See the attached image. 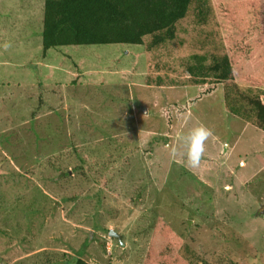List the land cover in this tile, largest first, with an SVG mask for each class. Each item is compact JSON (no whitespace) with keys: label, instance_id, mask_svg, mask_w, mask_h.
Masks as SVG:
<instances>
[{"label":"rangeland","instance_id":"rangeland-1","mask_svg":"<svg viewBox=\"0 0 264 264\" xmlns=\"http://www.w3.org/2000/svg\"><path fill=\"white\" fill-rule=\"evenodd\" d=\"M42 3L0 0V264H67L64 254L71 264L77 259L143 264L158 218L177 233L187 224L188 250L196 252L192 264H264V143L252 139L256 131L224 111L219 91L194 105L183 129L165 135L163 119L143 107L141 90L121 79L132 73L134 84L142 81L144 89L154 55L142 47L108 46L86 53L51 52L41 59ZM196 22L191 17L182 24L179 36L185 44L177 40L172 50L183 56L206 54L197 45L201 35L193 32L199 28L217 45L219 32ZM5 43L11 44L7 50ZM173 57L177 73L171 77L186 80ZM28 66L30 74L8 85L12 71ZM97 74H104L107 83H73L81 75ZM170 91L174 97L185 95L174 87ZM17 106L18 117L11 111ZM201 123L213 135L200 166L191 168L183 137ZM139 129L155 134L149 145L153 155L141 150L122 162L140 145ZM217 137L229 142L225 149ZM75 149L80 157L86 153L99 160L107 167L104 173L113 172L107 189L91 177L80 178L72 167L71 178L45 173L60 153L75 159ZM68 164L60 162L64 168ZM111 230L123 236V245L109 237Z\"/></svg>","mask_w":264,"mask_h":264},{"label":"trees","instance_id":"trees-1","mask_svg":"<svg viewBox=\"0 0 264 264\" xmlns=\"http://www.w3.org/2000/svg\"><path fill=\"white\" fill-rule=\"evenodd\" d=\"M191 17L197 21V26L212 25L219 32L216 45L204 28L193 31L202 37L197 45L207 51L204 55L189 54L185 50L189 55L183 56L170 47L180 40L181 26ZM3 35L4 31L0 30V43L4 40ZM38 38L41 40V59L62 50L86 53L94 47H142L143 52L154 55V60L147 63L144 89L141 88L142 81L134 84L132 73H123L121 79L129 81L136 92L141 90L145 100L141 99L143 107H147L149 115L163 119L165 135L183 129L184 116L190 114L194 105L221 91L224 111L232 119L251 126L256 131L253 139L264 143V0H43L42 28ZM179 43L181 46L185 44L183 40ZM170 56L179 59L178 66L186 80L171 77L177 73V68ZM32 59L38 63L37 57ZM25 61L30 62V59ZM12 72L14 80L10 79L8 85L21 78V74H30L31 69L28 66L21 73ZM104 76L97 74L83 78L81 75L80 81L73 83L76 86L83 82L103 86L107 83V78H102ZM18 85L21 87V80ZM172 87L178 93L184 91V97H174L170 91ZM252 90L258 93L253 96L250 94ZM161 99H164L163 103ZM11 111L18 117L21 106L13 107ZM139 131L140 145H134L132 154L124 157L122 162H128L133 153L141 150L143 154L153 155L149 145L155 134ZM216 139L224 149L227 147L229 142L225 138ZM73 152L76 153L75 159L60 153L57 161L49 162L45 173L51 175L58 171L71 178L68 168L72 167L73 173L80 178L88 180L91 177L103 190L107 189L113 172L104 173L107 167L103 169L99 160L89 154L80 157L77 149ZM65 160L69 164L64 168L60 162ZM237 161L241 163L243 156L239 155ZM30 175L45 180L34 172ZM186 225L183 232L177 233L164 219H156L143 264H192L196 252L188 250L186 239L190 230ZM63 256L67 258L66 263L71 264L68 254ZM75 264L90 263L77 259Z\"/></svg>","mask_w":264,"mask_h":264},{"label":"clouds","instance_id":"clouds-1","mask_svg":"<svg viewBox=\"0 0 264 264\" xmlns=\"http://www.w3.org/2000/svg\"><path fill=\"white\" fill-rule=\"evenodd\" d=\"M2 47L7 50L11 47L10 43H5ZM213 135V130L201 123L198 126L191 129L186 136L183 137V141L186 151L187 164L191 168H198L201 164L202 158L205 153V143Z\"/></svg>","mask_w":264,"mask_h":264},{"label":"water","instance_id":"water-1","mask_svg":"<svg viewBox=\"0 0 264 264\" xmlns=\"http://www.w3.org/2000/svg\"><path fill=\"white\" fill-rule=\"evenodd\" d=\"M109 237L117 240L121 245H123V236L118 234L115 230L110 231Z\"/></svg>","mask_w":264,"mask_h":264},{"label":"crops","instance_id":"crops-1","mask_svg":"<svg viewBox=\"0 0 264 264\" xmlns=\"http://www.w3.org/2000/svg\"><path fill=\"white\" fill-rule=\"evenodd\" d=\"M254 135H255V133H254ZM254 135H253V136H254ZM252 139H253V137H252Z\"/></svg>","mask_w":264,"mask_h":264}]
</instances>
